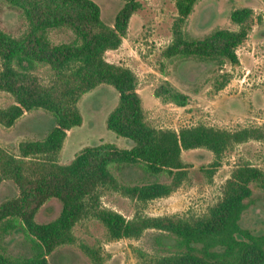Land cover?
<instances>
[{
  "label": "trees",
  "instance_id": "16d2710c",
  "mask_svg": "<svg viewBox=\"0 0 264 264\" xmlns=\"http://www.w3.org/2000/svg\"><path fill=\"white\" fill-rule=\"evenodd\" d=\"M0 1L19 9L26 21L17 36L0 28V90L13 98L11 104L0 107V124L9 127L35 108L49 112L54 120L43 138L21 140L16 153L0 147V182L11 180L17 187L15 196L0 202V238L19 232L30 251L11 255L0 250V264H50L47 256L60 245L74 243V225L87 218L98 220L112 239L137 238L148 228L172 236L174 250L155 257L153 264H264V233L254 234L239 222L251 197L250 184L264 191V168L249 162L236 164L218 200L200 215L151 216L141 211L146 202L168 196L186 178L188 165L182 150L209 151L213 157L205 170L210 178L235 144L264 139V126L224 129L197 123L173 129L155 127L146 120L137 75L105 58L107 50L121 44L132 13L141 7L139 0H122L112 25L102 20L93 0ZM173 1L176 16L171 39L162 50L164 57H193L219 67L239 62L237 49L253 26L252 8L230 11L235 29L216 28L203 37H191L183 25L197 0ZM59 27L72 30L74 41L51 42L49 30ZM40 64L49 68L47 82L35 73ZM227 78V73L221 74L218 88ZM100 83L118 92V101L106 116V128L133 144L128 148L110 142L84 146L68 163H59L67 130L82 122L79 98ZM153 93L176 106L188 104V95L166 80ZM127 167L150 177L166 173L169 181L124 182L116 173ZM107 190L136 202L130 218L103 205L101 197ZM50 198L60 202L58 215L37 222V210ZM78 246L92 264H102L96 247L83 242Z\"/></svg>",
  "mask_w": 264,
  "mask_h": 264
},
{
  "label": "rangeland",
  "instance_id": "374dc122",
  "mask_svg": "<svg viewBox=\"0 0 264 264\" xmlns=\"http://www.w3.org/2000/svg\"><path fill=\"white\" fill-rule=\"evenodd\" d=\"M101 10L102 20L111 25L122 0H93ZM141 7L132 13L126 35L115 50H107L105 58L128 66L138 78V94L146 120L155 127L179 129L203 123L218 128L235 129L248 125L264 126V0H197L187 16L184 31L191 37H203L216 28H237L230 20L233 8H252V28L247 39L238 47L239 62H226L219 67L215 62L193 57L162 55L171 39V24L176 16L173 0H139ZM26 21L20 10L0 1V28L12 35H20ZM51 42H71L75 34L67 27L50 29ZM35 73L48 81L49 68L38 65ZM227 73L226 84L218 88L221 74ZM188 95V104L176 106L157 98L153 90L163 81ZM118 101V92L106 83L97 84L78 100L82 115L80 125L69 129L58 154V162L68 163L84 146L110 142L128 148L133 141L116 135L105 126L109 111ZM13 102L12 96L0 90V107ZM53 116L35 108L24 112L15 122L5 127L0 124V147L16 153L21 140L41 139L53 126ZM187 163V176L168 196L146 202L141 211L147 215H200L221 195L222 186L232 168L242 162L264 168V139L248 140L227 150L221 165L209 178L206 167L212 154L203 148L182 150ZM116 172L115 170H113ZM124 182L149 180L169 181L166 173L146 176L138 168L127 167L116 173ZM251 197L240 218L242 227L254 234L264 233V191L250 184ZM17 194L11 180L0 182V202ZM103 205L130 218L137 204L118 192L107 190L101 197ZM56 198L47 199L37 210L35 220L47 222L60 211ZM76 241L55 248L48 256L50 264H92L78 244L96 247L102 264H153V259L174 250L172 236L155 229H145L137 238L112 239L104 226L94 218H87L73 227ZM0 250L11 255L29 254L28 244L19 232L0 238Z\"/></svg>",
  "mask_w": 264,
  "mask_h": 264
},
{
  "label": "crops",
  "instance_id": "0c3cea01",
  "mask_svg": "<svg viewBox=\"0 0 264 264\" xmlns=\"http://www.w3.org/2000/svg\"><path fill=\"white\" fill-rule=\"evenodd\" d=\"M111 25H112V24H111ZM122 39H123V38H122ZM119 46H120V45H119ZM117 48H118V47H117ZM117 48H116V49H117ZM116 49H115V50H116ZM138 91H139V89H138V84H137V92H138ZM68 132H69V130H67L66 136H67Z\"/></svg>",
  "mask_w": 264,
  "mask_h": 264
}]
</instances>
